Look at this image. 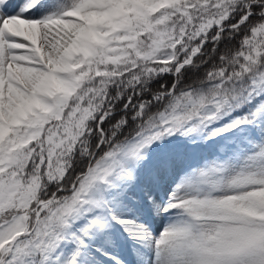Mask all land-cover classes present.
Masks as SVG:
<instances>
[{
	"label": "snow or ice",
	"instance_id": "snow-or-ice-1",
	"mask_svg": "<svg viewBox=\"0 0 264 264\" xmlns=\"http://www.w3.org/2000/svg\"><path fill=\"white\" fill-rule=\"evenodd\" d=\"M0 264H264V0H0Z\"/></svg>",
	"mask_w": 264,
	"mask_h": 264
}]
</instances>
